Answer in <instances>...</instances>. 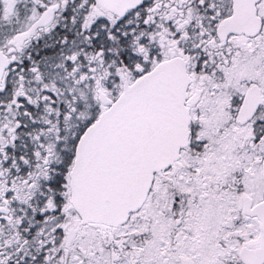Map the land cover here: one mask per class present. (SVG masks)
I'll use <instances>...</instances> for the list:
<instances>
[{
    "label": "snow or ice",
    "instance_id": "6c2138e0",
    "mask_svg": "<svg viewBox=\"0 0 264 264\" xmlns=\"http://www.w3.org/2000/svg\"><path fill=\"white\" fill-rule=\"evenodd\" d=\"M0 264H264V0H0Z\"/></svg>",
    "mask_w": 264,
    "mask_h": 264
}]
</instances>
